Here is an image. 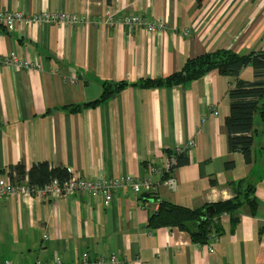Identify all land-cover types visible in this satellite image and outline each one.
Masks as SVG:
<instances>
[{
    "label": "crops",
    "instance_id": "1",
    "mask_svg": "<svg viewBox=\"0 0 264 264\" xmlns=\"http://www.w3.org/2000/svg\"><path fill=\"white\" fill-rule=\"evenodd\" d=\"M0 0V9L76 12L83 21L0 25V54L40 62L25 69L0 62V177L8 167L38 161L70 167L84 178L152 177V187L116 191L109 205L88 192L49 203L33 196L0 197V264L71 263L116 252L127 264H264V119L253 114L250 162L230 150L226 118L234 76L216 70L174 86L144 88L143 78L179 71L187 58L216 50H264V0ZM140 14L162 32L99 20ZM239 77L252 81L245 65ZM126 80L107 99L105 81ZM82 105L76 111L64 107ZM189 162L158 176L168 152ZM6 169V170H5ZM166 174V175H165ZM175 179L174 187L164 183ZM251 191V192H250ZM158 196L208 206L237 197V218L219 215L223 230L199 244L179 226L150 225ZM252 193V194H250ZM212 249V250H211Z\"/></svg>",
    "mask_w": 264,
    "mask_h": 264
},
{
    "label": "trees",
    "instance_id": "2",
    "mask_svg": "<svg viewBox=\"0 0 264 264\" xmlns=\"http://www.w3.org/2000/svg\"><path fill=\"white\" fill-rule=\"evenodd\" d=\"M201 1L198 0L197 3L200 4ZM245 65H251L254 69L255 78L252 81L239 77V73ZM211 70L234 76V81L229 88L231 109L225 122L228 142L231 151L234 149L241 151L246 160L250 162L253 157L251 136L253 114L264 95V50L252 51L247 54L224 48L212 50L187 58L182 68L175 73L165 77L143 78L135 85L144 88L174 86L197 80ZM128 84L129 82L126 80L105 81L102 95L96 100L86 102L83 106L95 105L128 86ZM83 106L75 104L67 105L64 108L76 111ZM259 108L264 119V104ZM186 153L185 149L179 152H168L169 155H174L177 167L189 162ZM7 169L12 181L24 180L27 177L31 184H44L55 177L65 180L71 174L67 167L58 166L48 161H38L29 169L24 162H19L10 165ZM2 171L4 168H0V172ZM140 198L145 199V201L154 199L153 201L159 203L157 211L150 216L151 226H179L188 230L192 234L193 240L199 244L208 242L214 234L221 233L223 227L219 215L227 213L232 215L235 220L240 208L237 197L212 204L215 209L213 214L207 211L209 205L201 207L181 206L160 199L158 196L149 197L146 193L141 194Z\"/></svg>",
    "mask_w": 264,
    "mask_h": 264
},
{
    "label": "built area",
    "instance_id": "3",
    "mask_svg": "<svg viewBox=\"0 0 264 264\" xmlns=\"http://www.w3.org/2000/svg\"><path fill=\"white\" fill-rule=\"evenodd\" d=\"M83 20L84 18L76 12H49L41 10L26 13L20 10L0 9V25L10 31L14 30L20 24L42 25L50 23L73 27ZM99 22L110 26L119 23L130 29L144 27L150 33L162 32L164 29V25L156 23L140 14L125 15L121 18L108 14L107 18L101 19ZM0 62L25 69H40L42 67L40 62L22 60L14 53L8 55L0 54ZM177 151H182V149L177 148ZM175 168H177V161L174 156L166 158L162 167H153L158 176H162L167 172L171 173ZM67 169L71 172L68 179L62 180L55 177L44 184H31L27 177L20 181H12L11 178L6 179L0 177V197L13 195L33 196L49 203L56 198H71L78 193L88 192L93 198H101L105 204L109 205L116 195V191L133 189L137 194L138 192L140 193L142 187L149 188L154 185L153 178L150 176L142 179L120 176L113 178H106L105 176L100 178H84L74 172L70 167H67ZM164 183L170 187H174L175 179L171 176ZM4 264L14 263L12 261H6ZM34 264H127V262L125 259L119 257L116 252L99 257H92L88 252H84L71 263H64L59 257H55L51 262L38 260Z\"/></svg>",
    "mask_w": 264,
    "mask_h": 264
},
{
    "label": "rangeland",
    "instance_id": "4",
    "mask_svg": "<svg viewBox=\"0 0 264 264\" xmlns=\"http://www.w3.org/2000/svg\"><path fill=\"white\" fill-rule=\"evenodd\" d=\"M21 59V58H20ZM23 60V59H22Z\"/></svg>",
    "mask_w": 264,
    "mask_h": 264
}]
</instances>
